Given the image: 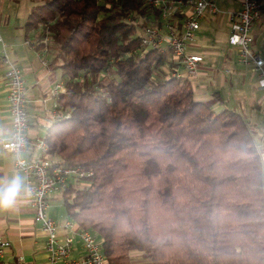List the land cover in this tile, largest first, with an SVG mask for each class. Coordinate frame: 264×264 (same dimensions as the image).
<instances>
[{"label": "trees", "instance_id": "trees-1", "mask_svg": "<svg viewBox=\"0 0 264 264\" xmlns=\"http://www.w3.org/2000/svg\"><path fill=\"white\" fill-rule=\"evenodd\" d=\"M66 92L48 156L92 176L63 192L108 264H264V170L249 124L196 99L140 41L153 0H33ZM264 2V0H261Z\"/></svg>", "mask_w": 264, "mask_h": 264}, {"label": "crops", "instance_id": "crops-1", "mask_svg": "<svg viewBox=\"0 0 264 264\" xmlns=\"http://www.w3.org/2000/svg\"><path fill=\"white\" fill-rule=\"evenodd\" d=\"M38 3L33 0H0V186L12 178L20 177L23 191L14 205L0 208V235L11 244L2 264H46L49 253L46 237L35 211L25 197L26 178L15 168V158L4 151L2 144L11 134L8 92L5 86L4 51L23 71L27 88V109L30 116L27 158H38L40 152L31 145L44 140L48 128L56 121L58 101L52 92L62 80V71L55 63L58 51L52 42H45L41 28L27 30V20ZM218 13L206 12L200 20L195 40L189 52L204 58L199 71L188 79L197 100L210 103L216 111L233 110L249 124L256 146L261 154L264 170V91L258 87L257 73L251 67L237 63V50L229 44L230 17L241 10L239 0H217ZM191 8L175 12L168 20L152 14L147 23L162 28L170 21L182 26ZM253 49L264 58V17L252 29ZM29 42V44H28ZM169 51V50H167ZM178 72L184 74L183 68ZM80 181L71 179L68 186L76 187ZM50 215L59 225V234L67 235L65 225L73 221L64 206L63 193L50 200ZM74 222V221H73ZM83 252L77 245L72 258L80 259Z\"/></svg>", "mask_w": 264, "mask_h": 264}, {"label": "built area", "instance_id": "built-area-1", "mask_svg": "<svg viewBox=\"0 0 264 264\" xmlns=\"http://www.w3.org/2000/svg\"><path fill=\"white\" fill-rule=\"evenodd\" d=\"M241 10L230 17L229 44L237 50V63L251 67L257 73L258 87L264 91V58L253 49V27L264 17V2L261 0H239ZM154 7L160 8L162 15L168 20L175 12L186 14L181 27L167 21L165 27L157 25L145 26L140 35L141 44L148 49L169 50L176 62L183 68L184 74L176 72L177 78L194 77L199 71L204 58L189 52V45L195 40L200 28V20L206 12L218 13L217 0H153ZM45 42L49 37L44 38ZM0 43H3L0 37ZM4 44V43H3ZM29 44V42H28ZM2 62L5 65V86L8 92V109L11 117V134L4 141L2 148L14 158L15 168L26 178L25 197L35 211V218L40 223L46 237V250L49 253L46 264H108L103 252L102 240L93 232L80 228L69 221L65 228L67 235L61 237L59 225L50 215V200L63 193L71 179L77 181L92 176L78 167L71 168L48 156L45 140H37L31 147L40 152L38 158H27L30 116L27 109V88L22 69L14 63L4 51ZM66 92L62 82L57 83L53 96L59 100ZM59 116L57 115L56 118ZM77 245L83 252L80 259L72 258ZM11 244L0 235V264L10 249Z\"/></svg>", "mask_w": 264, "mask_h": 264}, {"label": "clouds", "instance_id": "clouds-1", "mask_svg": "<svg viewBox=\"0 0 264 264\" xmlns=\"http://www.w3.org/2000/svg\"><path fill=\"white\" fill-rule=\"evenodd\" d=\"M23 190V181L18 176L12 178L7 184L0 186V208H8L14 205Z\"/></svg>", "mask_w": 264, "mask_h": 264}, {"label": "rangeland", "instance_id": "rangeland-1", "mask_svg": "<svg viewBox=\"0 0 264 264\" xmlns=\"http://www.w3.org/2000/svg\"><path fill=\"white\" fill-rule=\"evenodd\" d=\"M208 104L212 105L210 103H208ZM131 259H132V264H144V260L141 256V254L138 252H132L131 253Z\"/></svg>", "mask_w": 264, "mask_h": 264}]
</instances>
